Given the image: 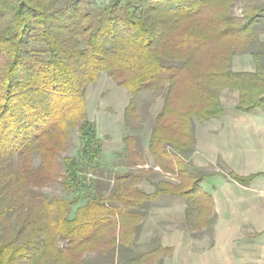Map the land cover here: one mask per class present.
<instances>
[{"label":"trees","instance_id":"trees-1","mask_svg":"<svg viewBox=\"0 0 264 264\" xmlns=\"http://www.w3.org/2000/svg\"><path fill=\"white\" fill-rule=\"evenodd\" d=\"M236 1L0 0V264H81L86 253L128 243L137 209L158 194L184 196L198 208L209 200L185 157L195 142L193 120L221 116L223 89L239 92L241 111L264 107L256 54V72L231 69L233 55L256 44L264 6L237 17ZM103 72L130 95L127 128L138 119L137 95L163 94L148 150L178 184L161 181L146 194L143 167L111 173L110 189L87 178L99 168L102 145L87 118L86 91ZM74 129L81 146L61 162ZM122 140L130 163L144 166L136 138ZM56 182L69 199L39 191Z\"/></svg>","mask_w":264,"mask_h":264},{"label":"crops","instance_id":"crops-1","mask_svg":"<svg viewBox=\"0 0 264 264\" xmlns=\"http://www.w3.org/2000/svg\"><path fill=\"white\" fill-rule=\"evenodd\" d=\"M258 26L256 51L233 55V71L256 72L258 61L264 70V50L259 51L264 47V17ZM219 99L220 117L194 120L195 142L188 156L203 174L199 186L209 200L201 203V208L191 207L186 197L162 192L137 209L141 216L128 243L117 242L112 251L86 253L84 257L98 254L100 263L101 256L113 254V250L117 254L118 248L120 260L116 257L106 264H264V107L252 112L239 110L236 90L223 89ZM149 137L148 155L140 148L144 166L134 165L148 171L139 183L146 194H152L161 181L178 184L174 176L155 166L148 150ZM122 145L125 152L123 140ZM232 175L253 177L240 182Z\"/></svg>","mask_w":264,"mask_h":264},{"label":"rangeland","instance_id":"rangeland-1","mask_svg":"<svg viewBox=\"0 0 264 264\" xmlns=\"http://www.w3.org/2000/svg\"><path fill=\"white\" fill-rule=\"evenodd\" d=\"M65 0H59V4ZM108 0H93L92 6H104ZM264 0H237L232 6V12L235 16L241 17L243 11L249 7H263ZM262 20V19H261ZM260 31V27L257 26V35ZM251 50L256 51V46L251 47ZM264 50L263 46L259 47V51ZM168 63V62H166ZM264 65V63H263ZM130 99L128 92L117 85V83L108 75V73H101L96 83L90 84L86 91V109L87 118L93 122L97 136L99 137L102 145V152L98 158L99 168L95 172L88 174V179H98L103 187L110 189L113 186V180L111 173H126L135 170L130 160L127 159V155L122 151V138L125 135H132L136 138L141 151L147 154V141L149 133L151 132L152 119L157 115L163 105V94L156 95L150 92H144L135 97V105L137 106L138 119L132 122V126L127 128L124 125L123 114L124 109L127 106ZM194 122V120H193ZM110 134H114L111 136ZM118 138L119 140H117ZM80 141L78 131L74 129L71 132L69 148L66 152L61 153L59 160L64 161L66 157H75L80 148ZM115 151L112 153L111 151ZM148 155V154H147ZM189 154L185 157L188 158L187 166L196 175H203L202 172H198L190 163ZM148 163L151 162V158H147ZM34 165L39 164V157L35 153L33 156ZM99 175V176H98ZM101 177V179H100ZM169 180L171 177L164 175ZM175 177V176H174ZM47 198L59 196L62 198H70V195L65 193L60 182L49 184L48 186L39 190ZM119 248L122 246H118ZM117 254H108L107 256H101V262H97L96 256L98 254H92L83 256L81 264H106L109 260L114 258L120 260V253L117 248ZM112 251V250H111ZM116 251V250H115ZM123 255V254H122ZM118 261L117 263H119ZM132 262V261H131ZM121 263V262H120Z\"/></svg>","mask_w":264,"mask_h":264}]
</instances>
